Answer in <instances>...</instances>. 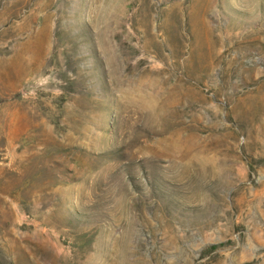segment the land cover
<instances>
[{"label":"rangeland","instance_id":"374dc122","mask_svg":"<svg viewBox=\"0 0 264 264\" xmlns=\"http://www.w3.org/2000/svg\"><path fill=\"white\" fill-rule=\"evenodd\" d=\"M0 264H264V0H0Z\"/></svg>","mask_w":264,"mask_h":264}]
</instances>
